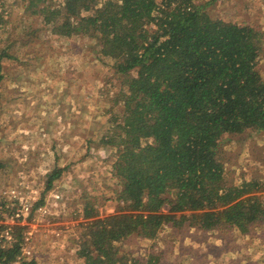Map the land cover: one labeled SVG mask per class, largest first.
I'll list each match as a JSON object with an SVG mask.
<instances>
[{
    "label": "trees",
    "instance_id": "16d2710c",
    "mask_svg": "<svg viewBox=\"0 0 264 264\" xmlns=\"http://www.w3.org/2000/svg\"><path fill=\"white\" fill-rule=\"evenodd\" d=\"M210 3L27 0L26 11L54 35L93 38L118 84L111 99L117 123L101 142L118 147L111 170L121 205L100 216L84 204L76 250L83 264H159L153 256L129 259L118 244L131 236L151 240L163 225L246 234L264 221L259 179L234 182L220 158L225 135L264 132V78L256 70L264 33L215 18ZM3 167L0 161V177ZM61 172L45 175V190ZM12 228L0 264L20 254L24 227Z\"/></svg>",
    "mask_w": 264,
    "mask_h": 264
},
{
    "label": "rangeland",
    "instance_id": "374dc122",
    "mask_svg": "<svg viewBox=\"0 0 264 264\" xmlns=\"http://www.w3.org/2000/svg\"><path fill=\"white\" fill-rule=\"evenodd\" d=\"M207 1L215 18L251 24L264 33V0H197ZM26 5L27 0H0V53L5 54L0 209H11L7 195L13 189L31 196L33 206L46 210L33 207L20 225L21 246L29 251L25 258L36 264H83L76 250L84 204L90 202L100 216L121 205L111 170L118 147L101 142L117 123L120 111L111 99L118 84L93 38L58 37ZM256 70L264 78V38ZM220 158L234 182L242 176L259 179L256 193L264 203V132L225 135ZM54 168L62 169L61 175L45 190V175ZM5 221L0 213V223ZM118 245L129 259L141 262L153 256L159 264H264V221L246 234L235 228L209 233L168 224L151 240L131 236Z\"/></svg>",
    "mask_w": 264,
    "mask_h": 264
},
{
    "label": "built area",
    "instance_id": "2783aa9c",
    "mask_svg": "<svg viewBox=\"0 0 264 264\" xmlns=\"http://www.w3.org/2000/svg\"><path fill=\"white\" fill-rule=\"evenodd\" d=\"M36 193V192H34ZM9 197L10 202H12L11 209H7L8 206L0 209V213L4 215V219L6 220L4 223H0V246H8L13 242V226L14 225H23L28 211H30L33 207L32 202L30 201L29 195H20L18 191L11 190L10 194L7 195ZM49 198L46 196V205L49 204ZM45 211L46 206L37 205L34 208V211ZM26 239V237H24ZM29 253L23 246L20 247V254L16 257L13 262L2 263V264H21L22 258H25Z\"/></svg>",
    "mask_w": 264,
    "mask_h": 264
}]
</instances>
